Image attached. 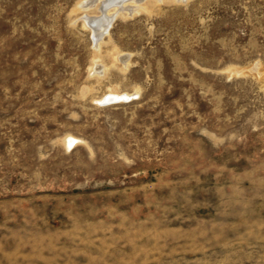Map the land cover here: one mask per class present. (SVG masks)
Masks as SVG:
<instances>
[{
  "label": "rangeland",
  "instance_id": "rangeland-1",
  "mask_svg": "<svg viewBox=\"0 0 264 264\" xmlns=\"http://www.w3.org/2000/svg\"><path fill=\"white\" fill-rule=\"evenodd\" d=\"M99 1L0 0V264H264V0Z\"/></svg>",
  "mask_w": 264,
  "mask_h": 264
},
{
  "label": "bare ground",
  "instance_id": "bare-ground-1",
  "mask_svg": "<svg viewBox=\"0 0 264 264\" xmlns=\"http://www.w3.org/2000/svg\"><path fill=\"white\" fill-rule=\"evenodd\" d=\"M100 1H102V15L99 16V17L88 16L86 18L87 21H88V23H90V25L93 26V29H94V31H95V33L97 35L96 37L102 36L103 34H105L106 32L109 31L115 15L119 11H121L122 9H124L125 11H127V10L129 11V9H132L133 11H135V9H137L138 7H140V6H136L137 4L136 5H133L132 2L131 3H126L127 0H100ZM132 1H134V0H132ZM112 6L114 7V11L113 12H110V8ZM126 61H127V59H126ZM96 66H97L96 67V70H99L98 68L101 67V65L99 63H97V62H96ZM256 68H257V65H256ZM132 95L133 94H130V93H127V92L126 93L125 92H123V93H116V92L111 91L109 94H107L108 97L105 95L106 98L103 97L104 99L102 98L100 100L102 102L113 101L114 99L124 100V98H127L128 99V98L132 97ZM76 140H77L76 138H71L69 140V143L72 144Z\"/></svg>",
  "mask_w": 264,
  "mask_h": 264
},
{
  "label": "water",
  "instance_id": "water-1",
  "mask_svg": "<svg viewBox=\"0 0 264 264\" xmlns=\"http://www.w3.org/2000/svg\"><path fill=\"white\" fill-rule=\"evenodd\" d=\"M115 100H118V99H115ZM108 102V101H107Z\"/></svg>",
  "mask_w": 264,
  "mask_h": 264
}]
</instances>
